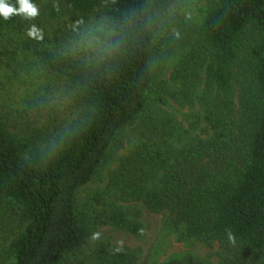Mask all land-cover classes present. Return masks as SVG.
<instances>
[{
    "label": "trees",
    "instance_id": "16d2710c",
    "mask_svg": "<svg viewBox=\"0 0 264 264\" xmlns=\"http://www.w3.org/2000/svg\"><path fill=\"white\" fill-rule=\"evenodd\" d=\"M6 2L19 7L17 0ZM159 2L49 0L41 7L39 13L51 18L105 15L114 32L108 50L94 59L36 50L43 69L82 106L69 125L47 124L54 112L48 94L19 118L0 113V203L25 225L10 242L11 264H63L91 235L76 194L94 179L118 131L147 104L152 59L163 41L156 33ZM27 24L35 21L0 17V37ZM197 40L183 62H206V83L215 94L206 115L211 137L178 149L167 139L142 141L121 160L110 183L121 199L140 201L176 226L184 224V237L223 240L249 255H264V0H217ZM105 215L102 222L119 229L142 230L122 207ZM115 249L95 264L125 262L127 255Z\"/></svg>",
    "mask_w": 264,
    "mask_h": 264
},
{
    "label": "rangeland",
    "instance_id": "374dc122",
    "mask_svg": "<svg viewBox=\"0 0 264 264\" xmlns=\"http://www.w3.org/2000/svg\"><path fill=\"white\" fill-rule=\"evenodd\" d=\"M48 1L36 4L39 11ZM216 1L160 0L157 4L156 33L163 41L152 59L155 75L147 104L136 120L118 131L94 179L78 189L77 211L86 218L92 233L63 264H95L115 248L128 257L122 264H161L172 259L186 264H264V255H249L223 240L184 237V224L176 226L167 214L152 212L140 201L121 199L110 183L121 160L142 141L167 139L178 149L192 140L211 137L206 115L215 94L206 83V62L187 64L183 60L197 46L199 29ZM30 21L42 30V40L27 35L29 24L6 30L0 37V113L19 118L24 110L31 111L39 96L48 94L54 112L47 124L60 128L69 125L82 106L66 93L63 82L43 69L36 50L48 47L94 59L108 50L114 26L105 15L80 20L70 14L51 18L39 13V20ZM113 207H122L138 219L141 232L134 234L102 222ZM24 227L16 214L0 203V264L14 261L9 245Z\"/></svg>",
    "mask_w": 264,
    "mask_h": 264
},
{
    "label": "clouds",
    "instance_id": "9594fccd",
    "mask_svg": "<svg viewBox=\"0 0 264 264\" xmlns=\"http://www.w3.org/2000/svg\"><path fill=\"white\" fill-rule=\"evenodd\" d=\"M19 7L11 6L6 0H0V17L8 20L13 15H19L25 20L34 19L39 15L38 7L30 2V0H17ZM27 35L30 38L43 39V32L36 25H31L27 30ZM229 239H232L229 234Z\"/></svg>",
    "mask_w": 264,
    "mask_h": 264
}]
</instances>
